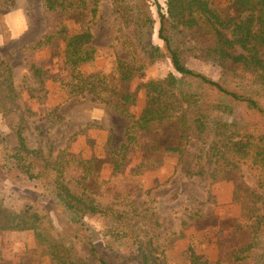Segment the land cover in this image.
I'll list each match as a JSON object with an SVG mask.
<instances>
[{
    "label": "rangeland",
    "instance_id": "374dc122",
    "mask_svg": "<svg viewBox=\"0 0 264 264\" xmlns=\"http://www.w3.org/2000/svg\"><path fill=\"white\" fill-rule=\"evenodd\" d=\"M93 1L85 0L84 6ZM208 1L222 15H238L232 0ZM145 2L154 18L145 42L163 48L157 33L159 12L165 13L166 0ZM62 29L66 34L89 30L95 58L74 67L66 64ZM131 32L113 0H97L94 15L80 6L50 11L43 7V0H0V58L9 63L18 93L17 108L8 116L0 113V147L14 143L9 123L15 125L11 120L15 117L29 148L40 149L48 163H64L63 178L72 192L92 198L100 206L127 212V224L142 225L139 231L136 225L133 230L126 229L121 222L119 228L124 230L119 235L117 223L110 218L85 217L87 234L111 264H139L121 256H129L138 239L148 238L158 245L166 264H252L254 257L242 262L231 257L232 251L251 237L250 221L240 220L241 203L233 200L235 180L259 192L256 177L246 165L237 172L227 170L214 176L215 165L205 164L203 175L187 176L183 168L194 159L197 140L189 132L181 138L174 120L139 130L132 142L127 141V119L113 105L138 116L145 100L143 90L136 92L132 104L125 103L122 95L149 79L173 72L168 59H159L131 81L119 80L115 58L129 56V47L119 37ZM49 35L53 36L50 41L34 46ZM185 39L192 47L184 54L185 64L217 78L220 68L202 57L188 35ZM139 57L145 60L142 54ZM98 73L105 76V89L96 81L93 86L88 83ZM175 146L184 147L182 154L170 150ZM35 172L40 178L25 180L5 163L0 169V201L16 211L37 203L51 213L56 224L63 222L68 229L78 230L47 196L53 168L44 169L38 162ZM255 250L257 254L260 251ZM0 264L56 263L33 231L0 230Z\"/></svg>",
    "mask_w": 264,
    "mask_h": 264
},
{
    "label": "trees",
    "instance_id": "16d2710c",
    "mask_svg": "<svg viewBox=\"0 0 264 264\" xmlns=\"http://www.w3.org/2000/svg\"><path fill=\"white\" fill-rule=\"evenodd\" d=\"M232 1L238 15L229 18L211 7L208 0H166L165 13L159 12L157 33L163 41L162 48L145 42L154 24L145 0H113L123 23L132 29L131 33L119 37L129 47V56L115 58L117 78L131 81L145 66L159 59H168L173 69L165 77L149 79L122 95L125 103L132 104L136 92L143 90L145 100L138 116L116 105L113 107L127 119L125 136L129 142L134 140L137 131L149 130L169 120H174L181 138L187 132L193 135L197 152L183 168L187 176L203 175L205 164L215 165L214 176L227 170L237 172L240 166H247L256 177L259 192L254 193L243 182L235 180L233 200L241 203L240 220L250 221L251 237L238 245L231 257L235 262L254 257L252 264H264V0ZM84 5L85 0H43V7L50 11L80 6L93 15L96 13L97 0L88 7ZM59 32L65 39L66 64L74 67L95 58L96 48L90 44L89 30L78 34H66L63 29ZM187 35L195 41L194 47L202 57L220 68L217 78L185 64L184 54L192 48L186 44ZM45 38L34 46L50 41L53 36ZM141 54L144 61L140 60ZM94 77L95 80L88 82L92 86L96 81L100 89L108 87L103 74ZM17 98L13 71L0 58V113L8 116L17 108ZM11 120L15 122V125L9 123L14 143L1 145L0 169L6 163L16 168L25 180H31L41 176L35 172L38 162L44 169L52 167L53 180L46 187L47 196L55 201L56 210L66 216L67 222L78 225L79 229H68L63 222L56 224L51 213L37 203L16 211L0 201V230L33 231L56 264H111L87 234L85 217L110 218L117 223L115 229L119 235L124 230L119 228L122 224L133 230L137 223L125 222L127 212L100 206L92 198L72 192L63 178L64 163H48L40 149L29 148L19 120L15 117ZM183 149V146L170 148L179 154ZM202 159L204 164H200ZM141 226L136 229L141 231ZM68 230L74 234H68ZM151 240L138 239L133 252L121 257L128 261L134 259L139 264H166L158 245H153ZM256 247L260 250L258 254Z\"/></svg>",
    "mask_w": 264,
    "mask_h": 264
}]
</instances>
